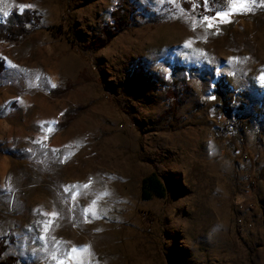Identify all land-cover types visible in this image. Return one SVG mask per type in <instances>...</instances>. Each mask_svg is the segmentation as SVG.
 <instances>
[{
    "label": "rangeland",
    "instance_id": "374dc122",
    "mask_svg": "<svg viewBox=\"0 0 264 264\" xmlns=\"http://www.w3.org/2000/svg\"><path fill=\"white\" fill-rule=\"evenodd\" d=\"M120 3L0 0L40 18L0 38V260L264 264V0H131L89 47Z\"/></svg>",
    "mask_w": 264,
    "mask_h": 264
},
{
    "label": "trees",
    "instance_id": "16d2710c",
    "mask_svg": "<svg viewBox=\"0 0 264 264\" xmlns=\"http://www.w3.org/2000/svg\"><path fill=\"white\" fill-rule=\"evenodd\" d=\"M120 2V7L113 12V26H108L102 29L99 35L88 44L89 47H104L110 41V39L113 38L117 31H120L127 27L129 23V14L133 11L134 6L131 3V0H120ZM39 20L40 18L39 16H37L36 12L29 8L24 9L22 12H19L16 8H11L7 13L4 22L0 23V38L8 40L19 39L20 37L27 35L32 30L28 26L30 23H32L33 21L37 23ZM52 30L53 32H59L62 30V28L55 27ZM64 32L66 37L73 42L75 38L73 32L70 29H66ZM1 68L2 64L0 62V70ZM169 94L170 97H172V106L169 109V112H172L174 114L179 105V93L174 90H170ZM83 107L85 106H79L77 109H67L64 113L65 120L59 122L57 126H66L69 123L70 119L73 118L76 113H79L83 109ZM69 117L70 119H68ZM165 192V185L156 172H151L143 178V198H150L153 195L165 196ZM5 251L6 245L4 239L0 237V258ZM12 261H14V257L9 256L0 260V264H12Z\"/></svg>",
    "mask_w": 264,
    "mask_h": 264
},
{
    "label": "snow or ice",
    "instance_id": "6c2138e0",
    "mask_svg": "<svg viewBox=\"0 0 264 264\" xmlns=\"http://www.w3.org/2000/svg\"><path fill=\"white\" fill-rule=\"evenodd\" d=\"M25 7H30V6H26V5H20V11L22 12L23 10H24V8ZM220 15H227L226 13H220ZM187 46H190V44L189 45H187ZM261 79H264V77H261ZM73 253L74 252H76L77 251V249L76 248H73L72 250H71Z\"/></svg>",
    "mask_w": 264,
    "mask_h": 264
},
{
    "label": "built area",
    "instance_id": "2783aa9c",
    "mask_svg": "<svg viewBox=\"0 0 264 264\" xmlns=\"http://www.w3.org/2000/svg\"><path fill=\"white\" fill-rule=\"evenodd\" d=\"M242 208H243V204H240L239 207H238V210L240 211ZM238 222H239V224H242L243 223V219L239 218Z\"/></svg>",
    "mask_w": 264,
    "mask_h": 264
}]
</instances>
